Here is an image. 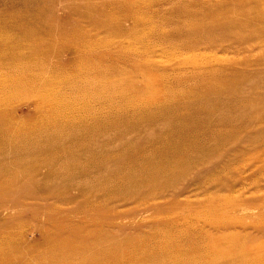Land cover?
<instances>
[{"label": "rangeland", "instance_id": "rangeland-1", "mask_svg": "<svg viewBox=\"0 0 264 264\" xmlns=\"http://www.w3.org/2000/svg\"><path fill=\"white\" fill-rule=\"evenodd\" d=\"M0 264H264V0H0Z\"/></svg>", "mask_w": 264, "mask_h": 264}, {"label": "bare ground", "instance_id": "bare-ground-1", "mask_svg": "<svg viewBox=\"0 0 264 264\" xmlns=\"http://www.w3.org/2000/svg\"><path fill=\"white\" fill-rule=\"evenodd\" d=\"M58 227V226H57ZM53 228H56V225H54L53 226ZM72 237V236H71ZM71 237H69V239L67 238L66 239V237L65 236H63V237H59L58 239H57V241L58 242H54V241H52V247H55V246H57V245H61L62 243H63V246H68V243H69V241L68 240H71ZM73 238V237H72ZM48 240H50V238H48ZM65 241V242H64ZM68 242V243H67Z\"/></svg>", "mask_w": 264, "mask_h": 264}]
</instances>
